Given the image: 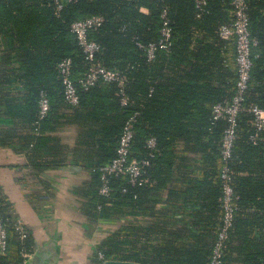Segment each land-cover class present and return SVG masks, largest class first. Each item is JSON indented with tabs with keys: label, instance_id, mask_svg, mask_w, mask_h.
Masks as SVG:
<instances>
[{
	"label": "trees",
	"instance_id": "obj_1",
	"mask_svg": "<svg viewBox=\"0 0 264 264\" xmlns=\"http://www.w3.org/2000/svg\"><path fill=\"white\" fill-rule=\"evenodd\" d=\"M248 2L250 29L258 45L247 104L264 107V0ZM164 9L173 43L150 60L137 41L159 40ZM232 9L231 0H208L198 16L196 0H75L56 12L54 0H0L1 57L5 64L13 63L9 69L24 87L20 115L31 161L44 168L60 165L49 153L57 148L54 133L62 125V115H67L61 111L65 106L71 108L68 116L77 126L78 148L94 160L87 187L79 190L83 212L89 225L113 226L96 243L95 261L210 264L222 226L221 148L227 127L226 120H214L213 105L233 96L238 78L235 46L219 34L220 26L233 19ZM93 15L105 17L89 33L101 45L96 61L123 72L127 105L121 102L122 86L116 81H100L88 89L77 81L89 61L71 24ZM66 57L73 60L76 106L66 102L58 69ZM43 90L51 109L40 119ZM134 111L139 115L132 157L148 158L149 164L135 184L126 176H112L111 191L103 195L98 168L115 157L125 121ZM253 122L252 114L240 112L229 161L236 210L223 264L236 250L243 255V264H264V238L258 235L250 240L248 235L255 227L250 213L260 219L264 214V129L254 140ZM151 135L157 139L153 156L147 145ZM0 214L11 219L7 212ZM9 227V246L0 254V264H24L23 251L33 252V240L18 241L17 231ZM238 237L242 242L235 247ZM252 240L253 252L248 248Z\"/></svg>",
	"mask_w": 264,
	"mask_h": 264
},
{
	"label": "crops",
	"instance_id": "obj_2",
	"mask_svg": "<svg viewBox=\"0 0 264 264\" xmlns=\"http://www.w3.org/2000/svg\"><path fill=\"white\" fill-rule=\"evenodd\" d=\"M3 42L0 39V211L9 213L13 221L21 220L27 238L33 240L34 250L24 264H38L41 257L44 264H101L94 260L95 245L113 226L89 225L83 212L79 190L87 187L94 160L78 148L77 126L68 116L72 110L66 106L61 110L67 115H62V125L54 133L57 148L49 153L60 165L35 166L30 147H25L26 127L20 115L24 87L9 69L13 63L5 64L1 57ZM41 149L44 156V147ZM249 216L255 219V227L248 233L250 240L258 235L264 238V214L261 219L253 212ZM241 237L235 239V247L241 245ZM251 242L248 248L253 252L255 242ZM242 259L236 250L227 264H243Z\"/></svg>",
	"mask_w": 264,
	"mask_h": 264
},
{
	"label": "built area",
	"instance_id": "obj_3",
	"mask_svg": "<svg viewBox=\"0 0 264 264\" xmlns=\"http://www.w3.org/2000/svg\"><path fill=\"white\" fill-rule=\"evenodd\" d=\"M75 0H54L56 12H59L66 4ZM199 8L198 16L204 11L208 0H196ZM233 19L219 28V34L222 38L229 40L235 46V61L237 66L238 78L235 85L233 96L213 105V118L215 121L226 120L227 127L224 130L222 138V174L223 179V216L222 226L218 231V236L214 241L210 264H223L226 240L229 236V230L234 220L236 210L235 200L237 196L233 192L231 185V170L229 161L232 158L235 138L237 135L238 116L240 112L247 111L254 117L253 125L256 133L252 138L256 140L260 131L264 129V107L258 103L247 104V93L251 80V70L253 67V55L255 47L258 45V39L252 35L250 29L249 2L248 0H231ZM162 27L159 40L147 44L137 41V44L146 50L148 58L151 60L156 56L160 49L168 50L173 43V31L169 20L167 9L161 14ZM105 20L102 15H93L84 19L75 20L71 24V30L78 39L85 58L89 61L87 71L77 81L83 88H90L100 81L118 82L121 88V102L123 105L129 103V97L125 94L123 85L125 81L124 74L116 68H108L96 61L97 53L101 50V45L94 39H91L89 33L100 26ZM58 69L64 86V95L66 102L71 106L79 103L78 85L73 75V60L71 57L63 58ZM51 109V102L47 91H42L39 99V118H44ZM138 111L129 115L123 126L122 133L116 149V155L108 163L100 166V178L102 181L100 193L109 195L111 191L112 176H126L128 181L135 184L144 172V168L149 164V159H138L132 157L133 142L136 133V123L138 120ZM148 147L152 150L150 155H154L157 149V139L151 135L147 140ZM12 226L18 233L21 242H24L28 236L26 226L21 220L13 221L0 214V254H5L9 246V226ZM24 257L29 259L31 253L23 251ZM98 255L104 259V254L99 251Z\"/></svg>",
	"mask_w": 264,
	"mask_h": 264
},
{
	"label": "water",
	"instance_id": "obj_4",
	"mask_svg": "<svg viewBox=\"0 0 264 264\" xmlns=\"http://www.w3.org/2000/svg\"><path fill=\"white\" fill-rule=\"evenodd\" d=\"M44 262H45L44 257H41L38 264H44ZM107 264H136V263L130 261H123V260H108Z\"/></svg>",
	"mask_w": 264,
	"mask_h": 264
}]
</instances>
